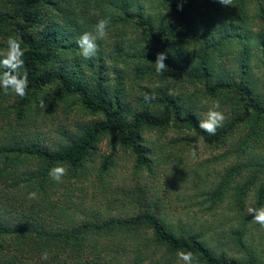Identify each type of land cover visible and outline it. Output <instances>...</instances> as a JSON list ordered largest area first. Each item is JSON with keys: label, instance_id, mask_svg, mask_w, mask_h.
Instances as JSON below:
<instances>
[{"label": "trees", "instance_id": "1", "mask_svg": "<svg viewBox=\"0 0 264 264\" xmlns=\"http://www.w3.org/2000/svg\"><path fill=\"white\" fill-rule=\"evenodd\" d=\"M233 3L240 6L238 18L213 27L210 18L234 6L218 0H0V29L11 25L6 42L18 36L25 50L20 71L28 73L29 87L24 100L57 83L100 115L78 132L62 131L54 147L25 137L0 138V264H183L180 251L193 252L198 264H264V244L245 239L251 215L233 228L238 254H231L216 237L187 222L171 223L151 206L116 215L74 198L75 182L94 177L88 164L104 137L111 138L113 156L120 147L130 149L146 166L150 148L143 143L144 129L187 130L209 144H220L243 122L264 120V32L249 28L247 0ZM102 18H110L109 27L134 23L148 30L151 50L143 53L154 62L157 53L166 54L170 71L164 79L199 82L206 95L230 98L235 119L210 135L199 128L197 112L181 104L168 87H148L145 94H155V99L146 102L144 94L135 105L121 88L113 91L101 75L103 52L96 59L64 60L63 51L77 56V39ZM4 71L0 67V75ZM20 157L35 159L38 165L21 164ZM253 161L264 172V155ZM58 163L68 165L59 183L49 176ZM261 193L260 204L264 187ZM45 250L46 261L41 260Z\"/></svg>", "mask_w": 264, "mask_h": 264}, {"label": "rangeland", "instance_id": "2", "mask_svg": "<svg viewBox=\"0 0 264 264\" xmlns=\"http://www.w3.org/2000/svg\"><path fill=\"white\" fill-rule=\"evenodd\" d=\"M247 2L249 28L264 32V0ZM236 7L240 6L223 9L210 18V23H216L213 27H217L227 18H238ZM51 17L63 20L55 14ZM10 30L11 25L0 29V51L7 49ZM148 40V30L134 23H123L110 26L106 38L97 41L98 51L93 58L103 52L105 69L101 75L113 91L121 88L135 105L137 97L143 96L148 87H168L181 104L197 112L199 119L215 100L220 101L226 117L222 126L235 119L236 106L230 98L206 95L202 83L175 76L165 80L163 74L156 73L154 61L143 53L151 50ZM244 46L242 43L237 47ZM75 54L74 58L63 51L61 56L73 62L82 56L80 50ZM85 70L89 79H93L88 66ZM41 100L45 108L40 106ZM99 118L100 115L84 107L79 97L67 94L57 83L31 93L26 100L0 92V138L25 137L54 147L63 137L62 131L78 132L81 125ZM142 134L143 143L150 148L149 165H140L130 149L120 147L113 156L111 138L104 137L88 164L94 177L75 182L74 198L94 210L116 215L151 206L169 222L190 223L198 231L222 241L223 247L227 244L231 254H238L232 241L233 228L240 227L243 216H252L246 213L248 207L264 206V199L259 203L264 172L251 165L264 155V120L256 122L253 118L243 122L220 144H209L196 138L193 132L174 128L144 129ZM20 161L26 166L38 165L37 160L28 157H20ZM245 239L264 244V228L252 221Z\"/></svg>", "mask_w": 264, "mask_h": 264}, {"label": "clouds", "instance_id": "3", "mask_svg": "<svg viewBox=\"0 0 264 264\" xmlns=\"http://www.w3.org/2000/svg\"><path fill=\"white\" fill-rule=\"evenodd\" d=\"M223 6H232L233 0H218ZM182 7V5H178ZM110 25V18L100 19L92 31H85L76 41L80 55L85 59H91L98 51V40H103L108 35V28ZM7 49L0 51V67L5 71L0 75V89H3L5 95L13 94L24 98L27 96L29 80L28 73H21L20 69L24 67V53L22 48V39L18 36H9L7 39ZM167 56L164 52H159L156 55L154 62L155 71L158 74H164L170 71L165 64ZM155 99V94H145L144 100L150 102ZM40 106L45 108L44 100H41ZM225 114L221 110V103L219 100L213 101L212 105L208 108L203 118L199 120V128L210 135H215L218 127L222 126L225 120ZM68 173V165L58 163L49 171V176L56 182H62V178ZM35 194H30L34 197ZM246 213L252 214L253 221L264 228V206L259 208L248 207ZM178 258L183 261V264H198L196 256L191 251H180L177 253ZM49 252L47 250L41 253V260H48Z\"/></svg>", "mask_w": 264, "mask_h": 264}]
</instances>
